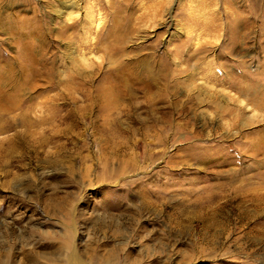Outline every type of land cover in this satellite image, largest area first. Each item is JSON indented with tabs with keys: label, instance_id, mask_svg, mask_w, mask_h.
I'll use <instances>...</instances> for the list:
<instances>
[{
	"label": "rangeland",
	"instance_id": "1",
	"mask_svg": "<svg viewBox=\"0 0 264 264\" xmlns=\"http://www.w3.org/2000/svg\"><path fill=\"white\" fill-rule=\"evenodd\" d=\"M0 95V264H264V0H0Z\"/></svg>",
	"mask_w": 264,
	"mask_h": 264
},
{
	"label": "bare ground",
	"instance_id": "2",
	"mask_svg": "<svg viewBox=\"0 0 264 264\" xmlns=\"http://www.w3.org/2000/svg\"><path fill=\"white\" fill-rule=\"evenodd\" d=\"M3 101L6 103V111H10L11 109H15L16 104H14V101H9L7 98H5L4 96L0 95V101ZM5 106V105H4ZM1 117V116H0ZM14 119V118H13ZM1 120V119H0ZM5 122V121H4ZM7 123V122H6ZM7 126H10V123H7Z\"/></svg>",
	"mask_w": 264,
	"mask_h": 264
}]
</instances>
